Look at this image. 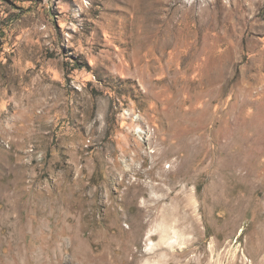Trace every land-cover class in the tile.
I'll use <instances>...</instances> for the list:
<instances>
[{"label": "rangeland", "instance_id": "obj_1", "mask_svg": "<svg viewBox=\"0 0 264 264\" xmlns=\"http://www.w3.org/2000/svg\"><path fill=\"white\" fill-rule=\"evenodd\" d=\"M0 264H264V0H0Z\"/></svg>", "mask_w": 264, "mask_h": 264}]
</instances>
